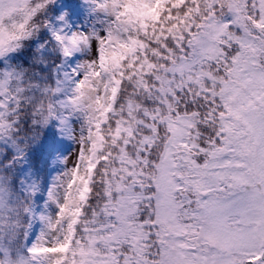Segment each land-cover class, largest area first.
Wrapping results in <instances>:
<instances>
[{
  "label": "snow or ice",
  "instance_id": "snow-or-ice-1",
  "mask_svg": "<svg viewBox=\"0 0 264 264\" xmlns=\"http://www.w3.org/2000/svg\"><path fill=\"white\" fill-rule=\"evenodd\" d=\"M21 199L0 264H264V0H0V229Z\"/></svg>",
  "mask_w": 264,
  "mask_h": 264
},
{
  "label": "trees",
  "instance_id": "trees-1",
  "mask_svg": "<svg viewBox=\"0 0 264 264\" xmlns=\"http://www.w3.org/2000/svg\"><path fill=\"white\" fill-rule=\"evenodd\" d=\"M87 19V14H85V17L81 20H78L77 23H83L84 20ZM31 50V46L25 49L26 52H29ZM75 146H73L74 150ZM10 178H12V174L8 173ZM63 195V193H61ZM32 204L31 200H24L21 199V201L14 205V207L17 208V212L14 215L6 216L4 221V227L0 229V236L3 237L5 245L11 249V252L13 253V260H17L18 255H26L25 249L27 246H29V231L34 223H36L38 220L32 218L29 216L24 209L26 207H30ZM9 225H11V230H9ZM38 228L37 233L38 235L41 233V231H44L45 233L48 232V226L46 223H40L38 221ZM51 235H59L57 232H53ZM51 237H49L50 239ZM70 259V257H69Z\"/></svg>",
  "mask_w": 264,
  "mask_h": 264
},
{
  "label": "rangeland",
  "instance_id": "rangeland-1",
  "mask_svg": "<svg viewBox=\"0 0 264 264\" xmlns=\"http://www.w3.org/2000/svg\"><path fill=\"white\" fill-rule=\"evenodd\" d=\"M38 221L32 225V227H31V229L29 231V234H28L30 241L33 242V243L36 242V237L38 236V233H37V228L39 226L38 225ZM40 223H41V221H39V224Z\"/></svg>",
  "mask_w": 264,
  "mask_h": 264
}]
</instances>
